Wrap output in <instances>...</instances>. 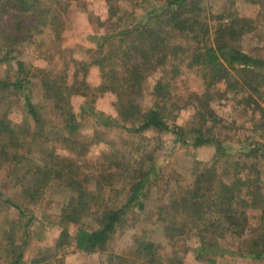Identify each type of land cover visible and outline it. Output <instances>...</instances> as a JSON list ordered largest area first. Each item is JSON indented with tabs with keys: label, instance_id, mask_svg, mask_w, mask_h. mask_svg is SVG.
Wrapping results in <instances>:
<instances>
[{
	"label": "rangeland",
	"instance_id": "1",
	"mask_svg": "<svg viewBox=\"0 0 264 264\" xmlns=\"http://www.w3.org/2000/svg\"><path fill=\"white\" fill-rule=\"evenodd\" d=\"M161 1L38 0V18L30 14H17L10 5L4 8L0 1V60L10 49L13 53L9 57L14 58L7 64L0 63V81L7 84L13 81L17 70L16 61L23 62V69L32 82V102L38 106L43 119L36 128L23 111V99L10 87L0 88V118L12 121L14 129V138L8 139L5 136L7 140L0 139V145L20 144L17 150L9 149L11 155L17 151L18 158L4 163L0 170V264H9V260L13 259L12 254L7 256L4 245L10 249L13 247L7 239H2V233L6 237L13 236V245H23L21 264H31V260L42 256L41 264H207L205 261H197L192 252L198 244L199 236L187 229L180 240L168 241L164 223L158 219V214L171 198L177 197L181 190L191 184L197 167L200 169L201 164L212 163L214 148L182 145L165 133L133 134L125 130L99 128L91 117L86 116L78 118L79 134L69 137L51 101L43 97L44 79L61 84L66 82L73 85L71 91L77 92L70 98L72 110L77 115L80 105L86 100L83 95L88 94L94 99L91 101L92 107L115 118L116 98L111 92L102 91L100 68L92 62L96 46L88 37L116 34L123 27L142 22L155 2ZM204 3L205 20L210 32H213L216 25L225 24L232 14L252 19V32L242 36L237 48L264 59V0H205ZM42 11L44 13L40 15ZM185 36L181 38L170 33L172 38L168 42L172 46L180 44L186 52L179 60L169 61L164 68L150 72L143 84L141 100L143 106L151 105L153 98L149 97V93L153 83L158 79L167 82L174 74L173 67L180 62V75L175 80L174 94L179 97L176 99L181 107L178 121L183 125L193 119L194 97L203 95L205 90L202 73L195 67H187L191 58L189 55L198 45L197 41L193 42L188 34ZM199 41L202 42L203 37ZM119 65L122 66V62L115 63L116 68H120ZM105 67H112V63ZM226 87L227 84H217L215 88L225 95L221 98L214 96L211 107L219 110V117L227 120V123L233 120L235 123H229L227 130L215 132L224 136V143H232L233 139L244 140L249 136L260 137L264 128L256 136H251L254 123L237 112L238 98H234V92H226ZM256 98L264 108V87ZM67 140L70 141L67 143ZM71 140L79 144L73 146ZM52 151L69 158L71 163L80 168L82 178L89 183L91 193L85 200L94 206L81 222L87 227L98 225V214L104 207L122 206L131 179L135 177L133 171L153 168L152 177L141 195L143 209L134 205L124 210L122 221L106 251L86 254L76 252L69 246L61 250L54 247L60 231L59 216L73 195L65 186L66 179H53L42 195L32 202L23 195L20 182L22 177L29 169L38 166L43 168V165L51 163L48 156ZM226 160L232 163L233 158L218 162V174L225 169ZM245 165L252 166L250 161ZM259 167L264 206V164L261 163ZM109 174L111 177L106 178ZM257 207L260 208L251 207L247 210L251 230L264 226L258 225L261 222L262 206ZM19 210L34 217L28 227L25 225L27 219H20ZM94 211L97 215H92ZM70 233L73 232L70 230ZM238 241L233 237L216 240L227 252L235 251ZM145 242L153 243L156 248L151 260L137 257L136 250ZM110 255L115 258L109 260ZM216 264H264V261L225 254L216 257Z\"/></svg>",
	"mask_w": 264,
	"mask_h": 264
},
{
	"label": "trees",
	"instance_id": "2",
	"mask_svg": "<svg viewBox=\"0 0 264 264\" xmlns=\"http://www.w3.org/2000/svg\"><path fill=\"white\" fill-rule=\"evenodd\" d=\"M0 1L4 8L10 5L17 14H30L38 18V0ZM204 2L205 0L155 2L152 10L144 15V21L123 27L116 34L88 37L96 46L95 59L92 62L100 68L102 91L115 95V118L92 107L91 101L94 99L88 94L83 95L86 100L80 105L77 115L73 112L70 102L71 95L77 92L71 91L73 85L70 86L66 82L61 84L44 79L43 97L51 101L69 137L79 134L78 118L86 116L91 117L99 128L125 130L133 134L165 133L182 145L193 148L213 147L215 156L212 163L201 164L200 169L197 167L193 172L191 184L181 190L177 197L171 198L160 210L158 219L164 223L166 237L170 242L180 240L185 231L190 229L199 236L198 244L192 251L195 259L207 264H216V257L225 254L252 261H264V226L251 230L247 214L251 207L262 206L261 222L258 225H264L263 197L258 174L261 169L259 165L264 164V133H260V137L256 138L249 136L244 140L233 139L232 143H224V136L215 130H227L229 123H235V120L227 123V120L219 117V110L211 107L214 96L221 98L225 95L215 88L217 84H227L226 92L232 91L234 98H238L236 106L239 111H236L254 123L251 136H256L264 128V108L256 98L264 87V59L237 48L242 36L252 32V19L232 14L225 24L216 25L213 32H210L205 20L207 17L204 15ZM41 13L43 15L44 11L39 12L40 15ZM170 33L181 38H186L185 35L188 34V38L193 42L197 41L198 45L189 55L191 58L187 67H195L201 72L205 84L203 95L194 97L193 119L184 125L178 121L181 107L176 101L178 95L174 94L175 80L180 75V62L173 67L174 74L172 73L173 76L167 82L158 79L153 83L149 93V97L153 98V101L150 100L151 105L143 106L141 103L143 84L150 72L164 68L169 61L179 60L186 52L180 44L172 46L168 42V39L172 38ZM201 37L202 42L199 41ZM12 53L11 49L6 51L0 63L7 64L14 60L9 57ZM117 62H122L120 68L115 67ZM109 63H112V67L106 69L105 66ZM16 65L14 80L8 84L0 81V88L10 87L23 99V111L37 128L43 119L38 106L34 105L31 99L32 82L23 69V62L17 60ZM4 118H0V139L5 140L7 136L12 139V121L2 120ZM15 130L18 129L15 127ZM71 144L75 146L79 143L71 140ZM18 146L20 144L0 145V170L4 163L18 158L17 151L13 155L9 151L10 148L17 150ZM48 158L51 163L43 165V168L38 166L27 170L20 182L22 193L29 202L42 195L53 179H66L65 186L73 192L59 216L60 231L54 247L61 250L69 246L76 252L86 254L106 251L122 221L124 210L134 205L143 209L141 195L152 177L153 168L147 171H133L135 177L131 179L122 206L104 207L99 211L98 225L87 227L81 222L94 206L85 200L91 193L88 181L82 178L80 168L71 163L69 158L53 151ZM228 158H233L232 163L226 160L225 169L218 174V162ZM249 161L252 166L247 167L245 164ZM126 170L129 171L128 168ZM105 172L108 173L109 170ZM110 177V174L106 176ZM19 212L20 219H27L25 225L28 227L34 217L23 211ZM92 215L97 214L94 211ZM259 229H262L261 232H258ZM70 230L73 233H70ZM227 237L239 240L235 251L227 252V249L217 244L216 240ZM2 239H7L13 247L10 249L8 245H4L7 256L13 255L9 264H21L23 245H13V236L6 237L4 233ZM155 249L153 243L145 242L136 250L137 257L151 260ZM110 258L115 257L110 255L109 260ZM42 259L43 256L31 260V264H41Z\"/></svg>",
	"mask_w": 264,
	"mask_h": 264
}]
</instances>
